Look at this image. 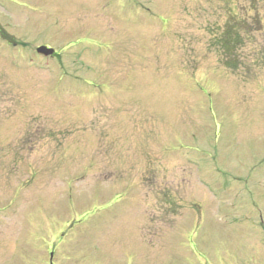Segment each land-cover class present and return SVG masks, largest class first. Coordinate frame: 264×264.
I'll return each instance as SVG.
<instances>
[{"label":"rangeland","instance_id":"obj_1","mask_svg":"<svg viewBox=\"0 0 264 264\" xmlns=\"http://www.w3.org/2000/svg\"><path fill=\"white\" fill-rule=\"evenodd\" d=\"M263 220L264 0H0V264H246Z\"/></svg>","mask_w":264,"mask_h":264},{"label":"flooded vegetation","instance_id":"obj_2","mask_svg":"<svg viewBox=\"0 0 264 264\" xmlns=\"http://www.w3.org/2000/svg\"><path fill=\"white\" fill-rule=\"evenodd\" d=\"M57 54L55 53L52 57H56ZM263 224H264V220H263ZM263 230H264V225H263ZM261 253L259 255H257L256 259H248L246 264H264V246H261Z\"/></svg>","mask_w":264,"mask_h":264},{"label":"water","instance_id":"obj_3","mask_svg":"<svg viewBox=\"0 0 264 264\" xmlns=\"http://www.w3.org/2000/svg\"><path fill=\"white\" fill-rule=\"evenodd\" d=\"M38 52L44 54V55H49V54H53L54 50L53 49H49L45 46H41L40 48H38Z\"/></svg>","mask_w":264,"mask_h":264}]
</instances>
